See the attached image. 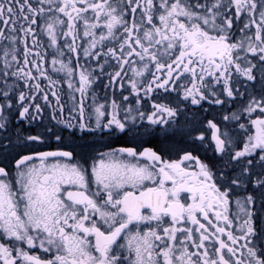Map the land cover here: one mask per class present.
<instances>
[{"label":"snow or ice","instance_id":"6c2138e0","mask_svg":"<svg viewBox=\"0 0 264 264\" xmlns=\"http://www.w3.org/2000/svg\"><path fill=\"white\" fill-rule=\"evenodd\" d=\"M0 264H264V0H0Z\"/></svg>","mask_w":264,"mask_h":264}]
</instances>
